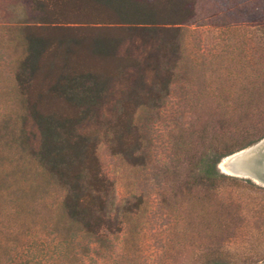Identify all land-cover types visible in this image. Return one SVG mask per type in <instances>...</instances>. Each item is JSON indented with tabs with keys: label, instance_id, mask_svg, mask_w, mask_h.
Wrapping results in <instances>:
<instances>
[{
	"label": "rangeland",
	"instance_id": "obj_1",
	"mask_svg": "<svg viewBox=\"0 0 264 264\" xmlns=\"http://www.w3.org/2000/svg\"><path fill=\"white\" fill-rule=\"evenodd\" d=\"M196 3V15L179 27L180 50L169 65L166 92L130 110L136 163L112 151L110 128L126 111L133 77L112 83L96 117L83 126L112 183L118 229L89 235L68 226L61 210L64 189L50 181L31 191L26 215L0 201V264H203L210 257L264 264V184L232 176L218 182L206 206L200 187L189 195L184 189L203 155L264 137V22L237 16L231 1L230 9L224 0ZM37 16L31 0H0L1 123L21 112L12 90L7 27ZM149 48L139 39L127 44L135 56ZM25 124L36 133L29 120ZM6 129L0 149L17 157L14 128Z\"/></svg>",
	"mask_w": 264,
	"mask_h": 264
},
{
	"label": "trees",
	"instance_id": "obj_2",
	"mask_svg": "<svg viewBox=\"0 0 264 264\" xmlns=\"http://www.w3.org/2000/svg\"><path fill=\"white\" fill-rule=\"evenodd\" d=\"M230 1L237 16L264 22V0H224L223 7L230 9ZM31 2L38 12L36 20L7 27L6 50L14 54L12 90L21 112L13 120L5 115L0 138L12 126L21 148L17 157L0 149V201L18 215H26L31 191L53 181L64 189L61 210L68 226L89 235L102 229L113 232L118 219L111 213L112 183L102 174L95 141L83 126L96 117L112 83L133 77L126 111L110 128L112 151L136 163L138 140L130 110L166 92L169 65L180 50L179 27L196 15V0ZM136 39L150 46L144 56L127 50V44H135ZM26 120L36 130L33 135ZM248 144L203 155L195 176L184 185L187 194L200 187L206 206L217 195L218 182L232 178L217 163ZM203 264L228 262L210 257Z\"/></svg>",
	"mask_w": 264,
	"mask_h": 264
},
{
	"label": "water",
	"instance_id": "obj_3",
	"mask_svg": "<svg viewBox=\"0 0 264 264\" xmlns=\"http://www.w3.org/2000/svg\"><path fill=\"white\" fill-rule=\"evenodd\" d=\"M248 160L252 164H248ZM217 168L229 176L250 178L264 184V137L248 147L226 155L217 163Z\"/></svg>",
	"mask_w": 264,
	"mask_h": 264
},
{
	"label": "bare ground",
	"instance_id": "obj_4",
	"mask_svg": "<svg viewBox=\"0 0 264 264\" xmlns=\"http://www.w3.org/2000/svg\"><path fill=\"white\" fill-rule=\"evenodd\" d=\"M247 162H248V164H252V161H251V160H248ZM223 168H224L225 170H227V168H226L225 166H223Z\"/></svg>",
	"mask_w": 264,
	"mask_h": 264
}]
</instances>
